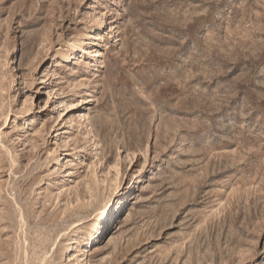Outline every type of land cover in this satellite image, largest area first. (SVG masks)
<instances>
[{"label":"rangeland","instance_id":"obj_1","mask_svg":"<svg viewBox=\"0 0 264 264\" xmlns=\"http://www.w3.org/2000/svg\"><path fill=\"white\" fill-rule=\"evenodd\" d=\"M0 264H264V0H0Z\"/></svg>","mask_w":264,"mask_h":264},{"label":"bare ground","instance_id":"obj_2","mask_svg":"<svg viewBox=\"0 0 264 264\" xmlns=\"http://www.w3.org/2000/svg\"><path fill=\"white\" fill-rule=\"evenodd\" d=\"M76 107H77V104H75V103H72L71 105H69L70 111H73ZM66 173L67 172H65L64 174H66ZM115 196L116 197H115L114 202L112 204H110L109 207H106L107 212L102 211V213H101L100 225L97 228V232H96V238L97 239H101V236L106 233V229L108 227V222L110 219L109 212H111V210H113V209H119L121 207V205L123 204V200L119 199L118 195H115Z\"/></svg>","mask_w":264,"mask_h":264}]
</instances>
